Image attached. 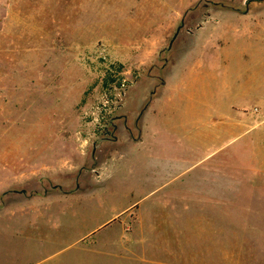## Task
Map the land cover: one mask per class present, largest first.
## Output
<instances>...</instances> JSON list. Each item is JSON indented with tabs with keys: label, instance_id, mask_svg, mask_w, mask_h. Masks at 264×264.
<instances>
[{
	"label": "rangeland",
	"instance_id": "374dc122",
	"mask_svg": "<svg viewBox=\"0 0 264 264\" xmlns=\"http://www.w3.org/2000/svg\"><path fill=\"white\" fill-rule=\"evenodd\" d=\"M162 81L143 143L94 161L107 101ZM263 116L264 0H0V264H264Z\"/></svg>",
	"mask_w": 264,
	"mask_h": 264
},
{
	"label": "flooded vegetation",
	"instance_id": "af4514ba",
	"mask_svg": "<svg viewBox=\"0 0 264 264\" xmlns=\"http://www.w3.org/2000/svg\"><path fill=\"white\" fill-rule=\"evenodd\" d=\"M198 28H200V25L198 26ZM187 31L192 33L190 29H187ZM174 40L171 43L169 42L168 47L164 50L165 52H167V55L163 56L162 65H160L159 67L157 66V68L162 69L165 66L166 62L168 61V58L170 57L169 53L172 50ZM162 83L163 81L156 83L151 87L149 86L150 88L148 89V96H146L147 99L140 105L139 109L137 110H135L137 105L131 107L126 106L124 98L128 97L129 95L137 97V94H134V92L139 91V86L135 88L131 86V89L128 86L124 87L119 93L120 97L115 99V103L112 99L107 101L108 114L106 115L101 124L99 134L96 135L94 140H92L91 142L90 154H92L93 158H95L94 161L97 160L98 162L101 156L106 157L112 152L118 153L123 151V146L126 144L124 143L125 141L131 143V145L134 144L132 142L137 139L141 130L139 120L141 119L144 111L154 99L157 87ZM135 102H139L138 99L135 100ZM131 147H133V145ZM82 170H79L77 176H75L74 178L75 184L77 186ZM55 187L60 188V186L56 185Z\"/></svg>",
	"mask_w": 264,
	"mask_h": 264
},
{
	"label": "crops",
	"instance_id": "0c3cea01",
	"mask_svg": "<svg viewBox=\"0 0 264 264\" xmlns=\"http://www.w3.org/2000/svg\"><path fill=\"white\" fill-rule=\"evenodd\" d=\"M163 85H165V82L160 84L157 87L158 89H156V91L158 92L159 89H161V87ZM156 91H155L154 99L152 100L151 104L147 107V109L144 111L141 119L139 120V125L141 127V130L139 132V135H138L137 139L134 142H132V143H134L135 147L140 146L143 143L144 138H146V136L148 135L147 134L148 133V129H150V126L153 124V115L155 114V111H156L155 105H153V103L157 99V96L159 95V93L156 94ZM263 120H264V118H261L258 122H261ZM124 143L131 144V143H128L126 141ZM170 168H173V170H175V169H178V168L181 169L182 167L181 166H177V167L165 166V169H170ZM187 169H191V166L185 168V170H187ZM185 170H182L181 173L185 172ZM167 171H169V170H167ZM203 172L206 173L207 177L209 176V177H213V178L212 179L193 180V181L191 180L189 182H185V186L187 185L189 191L190 190L192 191V188H193L194 189L193 191H195L197 193V196L192 199L194 201L193 205H192L191 201L187 200L186 198L182 199V201H186V202L188 201V203H191L189 205V207H188V205L186 203L179 202V201H177L175 199L176 200L175 205H177L180 208V213H178V214H181V217L191 219V217L194 216V215L195 216H199L198 213L204 212V209H203L204 206H208L209 205L210 207H213V206L215 207V204H214L215 200H218L221 197L220 194H221V192H223V188H224V181L222 180V176H221V179L218 178L219 174H218V176L217 175L214 176L213 173H215V171L212 168L204 169ZM216 172H218V171H216ZM193 207L198 209V210H193L192 209ZM221 213H222L221 216H224L223 212H221ZM226 216H228V215H226ZM201 217L204 218L207 221H210L211 220L210 218H212V219L215 218V214L212 212V213H210V215L206 216L203 213L201 215ZM221 232H222L221 233V237H222L223 234H224L223 230ZM182 233H183L184 236H186V231H181L180 232L181 236H182ZM212 233H213V231H212ZM196 235L203 236L202 233L201 234H196V233H194V231H193L192 235H191V233H189V236H190L189 239H190L191 244H192V236H193V243H196V242L199 243L201 241H206L205 239L203 240V239H200L199 237L196 238L195 237ZM205 235L208 236V234H205ZM213 235H214V233L212 234V236ZM208 237H211V234ZM210 240H212V239H210ZM207 241H209V240H207ZM214 241L215 240H213L211 242L214 243ZM223 242H224V240L222 238V244H223ZM248 242H249V245H248L249 246V249H248L249 251L248 252L252 253V251H251V249H252V247H251L252 246V241H248ZM184 243H185V240H184ZM224 248H223V251H222L223 252L222 253V263L223 264H224L223 255H224V252H225ZM232 249H233V247H230V250H232ZM248 259L249 260L252 259L251 255L248 256Z\"/></svg>",
	"mask_w": 264,
	"mask_h": 264
},
{
	"label": "water",
	"instance_id": "95a60500",
	"mask_svg": "<svg viewBox=\"0 0 264 264\" xmlns=\"http://www.w3.org/2000/svg\"><path fill=\"white\" fill-rule=\"evenodd\" d=\"M181 26H182V24L179 25V26L177 27L176 32L173 34L172 38L170 39V43H171V42L175 39V37L177 36V33H178V31H179V29H180Z\"/></svg>",
	"mask_w": 264,
	"mask_h": 264
}]
</instances>
